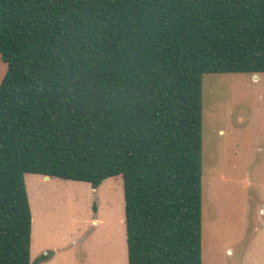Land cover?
<instances>
[{
    "label": "trees",
    "instance_id": "16d2710c",
    "mask_svg": "<svg viewBox=\"0 0 264 264\" xmlns=\"http://www.w3.org/2000/svg\"><path fill=\"white\" fill-rule=\"evenodd\" d=\"M0 58V264L29 174L121 176L128 264H202V79L264 74V0H0Z\"/></svg>",
    "mask_w": 264,
    "mask_h": 264
},
{
    "label": "rangeland",
    "instance_id": "374dc122",
    "mask_svg": "<svg viewBox=\"0 0 264 264\" xmlns=\"http://www.w3.org/2000/svg\"><path fill=\"white\" fill-rule=\"evenodd\" d=\"M6 70L0 58V83ZM255 76L202 79V264H264V74ZM25 180L31 264H128L121 176L97 189Z\"/></svg>",
    "mask_w": 264,
    "mask_h": 264
},
{
    "label": "crops",
    "instance_id": "0c3cea01",
    "mask_svg": "<svg viewBox=\"0 0 264 264\" xmlns=\"http://www.w3.org/2000/svg\"><path fill=\"white\" fill-rule=\"evenodd\" d=\"M259 75H261V74H257V77H256L257 80L260 79ZM29 175H35V174H29ZM40 176H41V175H40ZM43 177H44V176H43ZM37 178H39V177H37ZM55 179H56V178H55ZM50 180H51V178L49 177V178L47 179V181H50ZM105 181H106V180H105ZM105 181H104V182H105ZM35 182H37V181H35ZM104 182H103V183H104ZM37 183H38V182H37ZM103 183H102V184H103ZM59 251H60V249H58L56 252H59ZM229 254H230V253H229Z\"/></svg>",
    "mask_w": 264,
    "mask_h": 264
},
{
    "label": "water",
    "instance_id": "95a60500",
    "mask_svg": "<svg viewBox=\"0 0 264 264\" xmlns=\"http://www.w3.org/2000/svg\"><path fill=\"white\" fill-rule=\"evenodd\" d=\"M255 77H257V76H255ZM49 177H46V179H48Z\"/></svg>",
    "mask_w": 264,
    "mask_h": 264
}]
</instances>
